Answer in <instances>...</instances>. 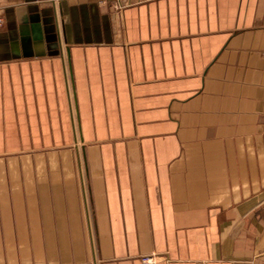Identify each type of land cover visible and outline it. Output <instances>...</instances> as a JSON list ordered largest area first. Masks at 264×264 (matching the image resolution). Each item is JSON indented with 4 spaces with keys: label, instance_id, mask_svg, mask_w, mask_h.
Here are the masks:
<instances>
[{
    "label": "crops",
    "instance_id": "obj_1",
    "mask_svg": "<svg viewBox=\"0 0 264 264\" xmlns=\"http://www.w3.org/2000/svg\"><path fill=\"white\" fill-rule=\"evenodd\" d=\"M0 15V264H264V0Z\"/></svg>",
    "mask_w": 264,
    "mask_h": 264
},
{
    "label": "built area",
    "instance_id": "obj_2",
    "mask_svg": "<svg viewBox=\"0 0 264 264\" xmlns=\"http://www.w3.org/2000/svg\"><path fill=\"white\" fill-rule=\"evenodd\" d=\"M96 1H102V0H96ZM4 18H3V16L2 15H0V29L3 27V25H4ZM152 262H153V260H152V258L151 257H146V258H144L143 259V263L144 264H152Z\"/></svg>",
    "mask_w": 264,
    "mask_h": 264
}]
</instances>
